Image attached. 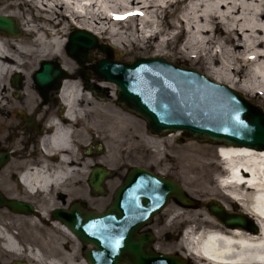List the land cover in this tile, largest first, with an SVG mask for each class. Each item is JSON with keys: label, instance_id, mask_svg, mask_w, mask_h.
<instances>
[{"label": "bare ground", "instance_id": "obj_1", "mask_svg": "<svg viewBox=\"0 0 264 264\" xmlns=\"http://www.w3.org/2000/svg\"><path fill=\"white\" fill-rule=\"evenodd\" d=\"M10 2L7 8L18 10L24 35L15 39L0 33V110L8 108L13 99L9 93L16 91L8 83L10 77L22 73L27 64L32 68L53 55L63 56L69 32L85 29L94 33L98 40L107 42L108 39V44L117 53L121 48L126 52L150 53L153 56L169 54L171 45L182 38L180 48L174 54L192 63H201L215 82L239 91L248 102L264 111V0ZM179 6L182 10L177 14ZM7 15H16V12ZM117 16L124 19H117ZM62 62L69 74L61 91L68 122L55 125V131L48 139L50 147L46 150L47 154L50 158L56 157L58 163L44 160L41 168L24 175L23 181L31 190L41 188L46 191L51 187L53 178L61 179L80 170L77 168V158L81 147H84L80 132L88 116L91 115V120H98V127L99 124L108 125L111 134L114 128L123 133L126 127L122 120H117L113 115L119 113L113 106L101 105V110L99 102L102 100L96 94H88L84 99L85 91L78 83L74 62H69L65 57ZM35 90L34 84L26 82L20 93L24 100L20 102L21 110L30 112L39 104ZM84 104L88 110L84 109ZM81 120L83 123L79 124ZM89 127L95 130L97 124L91 121ZM152 142L157 141L154 139ZM215 158L218 163L214 162ZM181 162L184 172L193 173L194 181L199 186H203L209 174L215 170L224 173V166L230 168L231 179L223 181L229 193L226 196L245 206L239 213L252 219L254 217L258 231L240 226L227 227L211 215L198 214L195 221L202 220L212 227L191 228L190 233L187 232L170 249L171 254H179L184 261L193 264H264V148L222 144L217 147L216 154L190 149ZM72 166L75 168L72 169ZM81 167L84 169L85 163ZM184 219L181 213H177L172 221ZM57 225L68 232L59 223ZM0 240L6 251L17 258L27 257L36 264H77L65 261L58 254L49 259L32 246L27 247L28 251L24 254L18 238L4 228H0ZM185 247L189 248L188 252Z\"/></svg>", "mask_w": 264, "mask_h": 264}, {"label": "water", "instance_id": "obj_2", "mask_svg": "<svg viewBox=\"0 0 264 264\" xmlns=\"http://www.w3.org/2000/svg\"><path fill=\"white\" fill-rule=\"evenodd\" d=\"M0 32L17 36L20 30L13 18L0 15ZM96 49L107 57L93 67L95 73L117 85V104L144 118L152 133L183 131L185 137L214 143L264 147V116H254V108L229 86L159 57H140L132 62L114 60L113 49L100 44L94 34L85 30L73 31L66 46L67 53L81 65ZM64 73L58 61H43L34 80L45 93ZM20 81V77L14 79L15 83ZM3 159L0 156V163ZM109 175L107 168L94 167L90 185L97 195L105 191L104 181ZM171 198L187 206L194 203L176 180L132 167L104 212L76 213L73 209L72 215H64L58 210L56 218L84 243L96 246L85 251L90 264H186L179 256L156 252L152 233H138ZM3 204L16 211L26 209L22 203L7 201L0 194V206ZM206 206L228 226L258 230L247 217L229 213L216 201Z\"/></svg>", "mask_w": 264, "mask_h": 264}, {"label": "rangeland", "instance_id": "obj_3", "mask_svg": "<svg viewBox=\"0 0 264 264\" xmlns=\"http://www.w3.org/2000/svg\"><path fill=\"white\" fill-rule=\"evenodd\" d=\"M10 3V0H0V14L5 15L16 12V15L8 16L13 17L19 24L20 28L21 20L17 14L18 10L16 8H7ZM181 10L182 7L179 6L177 14ZM20 30L21 34L18 37L13 38H20L24 35V30L22 28H20ZM69 35L66 37L63 56L53 55L46 60H52L58 57L60 62L63 63L62 58L64 59L65 57V59L69 62H72L66 51V44L68 42ZM181 42L182 38L174 42L169 48V54L153 56V54L150 53L144 54L143 52H126L119 48V53H117L116 49H114V57L117 60L127 62L133 61L138 57H162L171 62L195 69L208 76L206 67L201 63L195 64L174 54L177 52L178 48H180ZM101 43L107 44L108 39L107 42L101 41ZM93 55L94 59L90 62H86V67H83L84 76H90L93 83L95 81H99L101 85L105 84L102 88L110 90L106 93L101 92V96L99 92V99L102 100V102H99V106L101 110H103V106L101 105L109 104L113 106L117 112L124 116V118H121L119 113H115L113 115L117 120H122L126 127L123 133L121 130H116V128H114V131L112 132L114 138H112L108 125L100 126L99 124L98 127V120H91V115L88 116L89 121H84L83 126H81L80 136L82 140L84 139V147H81L78 160L82 162V165L85 163L83 185L85 198L88 196V201L90 202L92 200L90 187L87 184V176L91 167L95 164L104 165L112 172L111 176L105 183V192L99 197H94L95 200H97L95 207L100 211L104 210L106 206L110 204L115 189L121 184L128 169L132 166L145 167L179 181L190 196L197 200L198 204L193 207H187L179 204L175 200H172L167 208L156 217L154 224L152 225L153 228H156V226L158 227V230H156L157 239L155 249H159V251L163 253H169L170 249L182 240V229L185 228L186 225H189L190 228L195 230H198L201 227H212L211 224L202 220L195 221V215H211L208 209L204 206L206 201L215 199L224 204L230 211L235 213L242 211L243 208L238 203L228 198V196L224 194L222 188L218 185V181L216 179L219 174H222L221 172L215 170L212 174H209L204 185L199 186L194 181L195 175L193 173H185L183 170L181 158L188 150L195 149L202 150L204 152H213L216 154L217 147H219L220 144L212 143L207 140L184 138L180 134L178 136H170L175 135L176 133L164 136L152 135L147 129L145 120L116 103L117 95L115 84L111 82H102L97 79L92 67L98 60L104 58L105 55L98 51H96ZM40 63L41 62H38L32 68L30 64L23 67V72L20 73L23 86L22 88L25 87L26 82L34 84L33 74L40 67ZM74 64L75 67H80L77 63ZM208 77L210 78V76ZM8 83L11 84V77L9 78ZM22 88L16 91L11 90L9 96L12 98L19 96V99H21L23 103L24 100L20 95ZM111 92L113 93L111 94ZM35 93L38 97V93L36 91ZM237 93L242 95L239 91H237ZM88 94L90 95L89 92L85 91L84 99H87ZM84 107V109H87L85 104ZM91 121H95L97 124V128L95 130H91L89 127ZM81 139L79 140L81 141ZM154 139L157 141L156 143L152 142ZM112 140L115 141L114 144H112ZM96 146L97 148H95ZM216 156L217 155H215V157ZM214 162L218 163V159L215 158ZM177 213H181L185 217L184 221H172L173 216ZM50 220L51 217L47 214H44L43 217L35 215L25 218L22 216H15L11 213H2L0 210V228H4L6 231L14 234L18 238L23 246V253L25 254L28 251L27 247L32 246L41 250V252L49 259L51 257H57V254L63 256V248L73 243V239L70 234ZM190 220L192 222H190ZM156 223L158 225H156ZM2 258H5V260L3 261ZM15 258L16 256L14 254L6 251V249L2 247V242L0 240V259L2 262L4 264H9ZM48 258L47 260H49ZM23 260H26L31 264H36L27 257L23 258Z\"/></svg>", "mask_w": 264, "mask_h": 264}, {"label": "flooded vegetation", "instance_id": "obj_4", "mask_svg": "<svg viewBox=\"0 0 264 264\" xmlns=\"http://www.w3.org/2000/svg\"><path fill=\"white\" fill-rule=\"evenodd\" d=\"M75 73L78 74L77 79L83 81V68L78 67ZM68 77L69 74L65 73V79L55 80L44 95L38 92L39 104L30 112L21 110L22 100L19 96L11 99L7 109L0 110V155L7 157V160L0 165V193L7 199L19 200L26 205V211L22 213L5 205L0 207L2 213L27 218L40 216L44 211L54 219L55 211L58 209L70 211L74 206L82 210L97 209L95 207L97 200L94 198L97 196L93 192L90 191L92 198L90 202L88 196L85 198L84 169L81 167L80 160L77 166L80 170L77 173L63 176L61 179L53 178L51 187L46 191L41 188L31 190L23 181L24 175L36 168H41L44 160L58 163L56 157L50 158V155L44 154V151L50 147L48 139L54 133L55 125H65L68 122L67 108L59 89L60 84L62 85ZM82 123V120L79 121V124ZM46 139L47 142H44ZM49 168L50 166L47 167ZM87 182H89L88 176ZM30 208L34 210L32 214L28 213ZM156 230H158L157 226L154 228V231ZM86 247L75 238L73 243L64 247L63 259L81 264Z\"/></svg>", "mask_w": 264, "mask_h": 264}, {"label": "snow or ice", "instance_id": "obj_5", "mask_svg": "<svg viewBox=\"0 0 264 264\" xmlns=\"http://www.w3.org/2000/svg\"><path fill=\"white\" fill-rule=\"evenodd\" d=\"M116 18L117 19H124V17H122V16H117Z\"/></svg>", "mask_w": 264, "mask_h": 264}]
</instances>
